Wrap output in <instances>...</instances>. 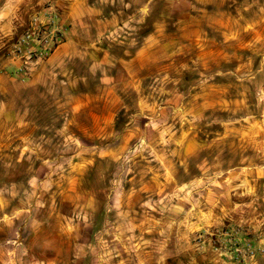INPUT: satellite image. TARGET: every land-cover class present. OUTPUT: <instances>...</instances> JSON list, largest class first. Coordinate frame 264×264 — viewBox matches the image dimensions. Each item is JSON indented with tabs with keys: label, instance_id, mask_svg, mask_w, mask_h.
Returning a JSON list of instances; mask_svg holds the SVG:
<instances>
[{
	"label": "rangeland",
	"instance_id": "374dc122",
	"mask_svg": "<svg viewBox=\"0 0 264 264\" xmlns=\"http://www.w3.org/2000/svg\"><path fill=\"white\" fill-rule=\"evenodd\" d=\"M134 13L122 15L133 21L102 44L115 54L142 45L157 53L142 74L129 75L118 61L117 139L108 144L76 138L96 117V106L84 108L86 95L101 93L95 90L101 72L90 71L93 60L49 61L61 45L41 60L30 56V48L44 50L33 35L40 22L53 24L41 29L47 42L57 26L68 33L61 6L21 0L19 9L0 10V239L6 260L16 232L25 242L39 226L28 213H46L48 227L55 222L51 213L74 188L71 156L82 144L117 149L116 162L102 159L100 168L83 175L89 182L100 177L104 189L110 181L109 198L101 199L100 245L89 236L82 252L90 264L264 260V243L256 241L264 232V0L194 2L181 19L165 22V35L154 44L143 37L158 18L153 13L141 27ZM125 130L132 135L124 137ZM158 177V184L150 181ZM139 190L143 199H137ZM188 193L195 199L191 227L176 218L174 207ZM253 219L262 225L253 228ZM18 254L28 252L22 246Z\"/></svg>",
	"mask_w": 264,
	"mask_h": 264
},
{
	"label": "crops",
	"instance_id": "0c3cea01",
	"mask_svg": "<svg viewBox=\"0 0 264 264\" xmlns=\"http://www.w3.org/2000/svg\"><path fill=\"white\" fill-rule=\"evenodd\" d=\"M40 1L46 2L48 0ZM212 1L145 0L143 3H132L130 0H55L57 5L64 10V20L70 25V29L66 34L65 41L59 48L60 51L56 52L49 61L65 62L73 59H91L93 61L88 63L90 71L101 72V77L98 75V86L95 89L101 93L96 97H90L94 94L86 95V103H84V108L97 107V109L92 107L96 117L92 126L81 131L82 134H76V138L81 140L108 139V144H110L111 139H117V102L113 99L119 84L116 65L119 61L121 67L126 69L129 75L132 71H134V75L142 74V70L146 68L147 59L154 57L157 53L150 48V45H142L132 51L125 49L120 54H115L110 48L104 47L103 41L108 42L117 39L120 30H123L133 21L132 19H122L121 16L132 10L135 12L134 16L139 18L137 24L142 27L147 18L154 13L158 18L157 28L143 37L145 43L154 44L159 42V37L165 35V22L167 20L171 18L181 19L194 2L209 4ZM20 5L21 0H0V10L3 12L8 8L19 9ZM172 57H175V54ZM135 80L138 79L135 78ZM131 132V130H125L122 134L127 137L132 135ZM71 158L72 171L76 172L74 174V188H71L67 196L58 204L57 209L51 213L52 220L55 222L50 223V227H48L46 213H28L29 222L31 223L32 219L36 220L39 224L38 228L29 232V238L25 242V238H20V231L16 232V239H13L12 248L8 251L11 258L7 260L6 245L4 239L1 238L0 264H90L88 256L82 252L91 241L89 236H93L94 244L99 243L100 245L98 238L104 230L100 228V220L104 211L101 199L104 198L103 195L109 198L110 181L104 189L99 184L101 182L100 177L96 181L91 180L89 182L83 175L87 170L100 168V164L105 163L102 159L116 162L117 149L111 148L110 145L102 149L98 146L89 148L82 144L72 154ZM159 177L150 181H156L158 184L160 182ZM157 188L159 187L157 186ZM137 193L140 194L137 199H143L142 190ZM194 202V196L188 193L182 199L180 198L174 206L177 213L176 218L185 219V222L188 221L189 227L192 226L191 219L195 218L192 211ZM86 208L87 211H85ZM91 210L93 214L89 213ZM129 213V209L125 211L126 216ZM87 219H91L89 224L86 223ZM252 221L254 222L253 228L262 225L260 220L255 222L253 219ZM71 222L73 223L72 226H70ZM178 225L180 226V224ZM256 241L259 244L264 243V232L256 234ZM22 246L28 252L25 258H20L18 254ZM74 251L78 252L73 254ZM160 259L162 260L163 257ZM221 264H230V262L225 263L223 261ZM247 264H264V260L259 259Z\"/></svg>",
	"mask_w": 264,
	"mask_h": 264
},
{
	"label": "built area",
	"instance_id": "2783aa9c",
	"mask_svg": "<svg viewBox=\"0 0 264 264\" xmlns=\"http://www.w3.org/2000/svg\"><path fill=\"white\" fill-rule=\"evenodd\" d=\"M48 25L51 27L53 26V24H51V22H50V24L47 22H40L39 24H37V27L34 29V32H33V35H36V33H38V36L36 38L37 41L35 40V42H37L38 44L39 43L42 44L44 46V50H38V49L30 48V56H36L39 60L49 56L54 50H56L65 41V36H66L65 32L67 30H65L59 26H57L54 29V32L56 34H54V36L50 42H47L43 36H40V34L43 33V30H41V29L47 28ZM27 38L31 39L32 37L30 34H28ZM22 73L24 76L27 74L25 69H22Z\"/></svg>",
	"mask_w": 264,
	"mask_h": 264
}]
</instances>
